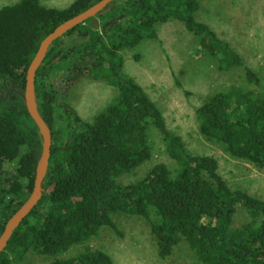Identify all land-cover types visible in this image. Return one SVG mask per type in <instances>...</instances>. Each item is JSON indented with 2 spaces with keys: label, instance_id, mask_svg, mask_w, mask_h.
<instances>
[{
  "label": "trees",
  "instance_id": "obj_1",
  "mask_svg": "<svg viewBox=\"0 0 264 264\" xmlns=\"http://www.w3.org/2000/svg\"><path fill=\"white\" fill-rule=\"evenodd\" d=\"M99 1L75 0L57 9L41 0H20L0 8V234L31 194L42 153L39 128L23 99L27 70L45 37ZM200 6L199 0H114L106 12L51 45L36 75L38 108L52 133L44 194L0 254V264H22L31 252L59 256L88 243L103 227L121 234L114 220L118 213L145 218L163 259L186 244L203 264H264V199L231 188L215 156L191 153L183 137L168 128L158 104L124 70L122 50L157 39L159 23L182 21L221 69L242 67L247 82L256 85L208 95L196 109L200 133L264 170L261 78L228 41L196 19ZM84 78L117 89L92 121L68 102L72 87ZM155 133L175 168L159 162L141 179L123 183L125 174L152 159ZM240 211L246 222L234 227ZM49 264L114 261L106 251L87 247Z\"/></svg>",
  "mask_w": 264,
  "mask_h": 264
},
{
  "label": "rangeland",
  "instance_id": "obj_2",
  "mask_svg": "<svg viewBox=\"0 0 264 264\" xmlns=\"http://www.w3.org/2000/svg\"><path fill=\"white\" fill-rule=\"evenodd\" d=\"M20 0H0V8ZM75 0H41V4L57 9L69 7ZM196 19L208 24L217 35L228 41L246 65L261 78L264 90V0H199ZM157 39L143 40L135 48L122 50L124 70L143 86L162 109L169 129L181 135L193 154L212 155L219 160L220 172L233 189H242L264 199V170L234 158L221 145L210 143L200 133L196 109L205 98L233 85L255 88L249 84L242 67L224 70L218 59L201 48L200 38L185 24L173 19L156 26ZM139 53V61L135 54ZM117 95V89L105 81L84 78L76 83L68 102L79 115L92 121ZM151 160L135 172L125 174L122 182L129 184L146 175L157 163L172 169L176 162L167 153L160 135L153 136ZM121 234L103 227L100 234L86 244L72 246L59 256L29 253L22 264H49L57 257L71 258L87 247L109 253L114 264H203L196 254L182 245L175 254L163 259L158 254L155 238L145 218L118 213L114 215ZM246 222L243 211L235 218L234 227Z\"/></svg>",
  "mask_w": 264,
  "mask_h": 264
},
{
  "label": "water",
  "instance_id": "obj_3",
  "mask_svg": "<svg viewBox=\"0 0 264 264\" xmlns=\"http://www.w3.org/2000/svg\"><path fill=\"white\" fill-rule=\"evenodd\" d=\"M112 1L114 0H100L89 9L79 13L78 15H75L74 17L57 26L47 37L42 40L40 47L27 70L23 99L28 113L39 128V133L42 137V153L37 163L34 186L31 194L22 204V206L9 218L3 228L2 233L0 234V254L6 250V247L16 229L21 225L30 212L38 205L44 194L43 183L49 169L52 149V133L50 127L40 114L38 108L36 94L37 71L45 60L49 48L58 38L64 36L69 30L85 22L87 19L106 12L107 6ZM94 23L96 24L97 21L95 20Z\"/></svg>",
  "mask_w": 264,
  "mask_h": 264
}]
</instances>
